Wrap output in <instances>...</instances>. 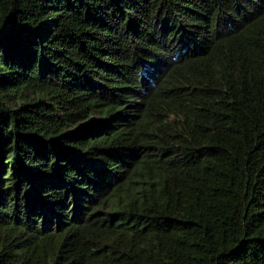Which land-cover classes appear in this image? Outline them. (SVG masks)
Segmentation results:
<instances>
[{"label": "trees", "instance_id": "16d2710c", "mask_svg": "<svg viewBox=\"0 0 264 264\" xmlns=\"http://www.w3.org/2000/svg\"><path fill=\"white\" fill-rule=\"evenodd\" d=\"M0 264H264V0H0Z\"/></svg>", "mask_w": 264, "mask_h": 264}]
</instances>
